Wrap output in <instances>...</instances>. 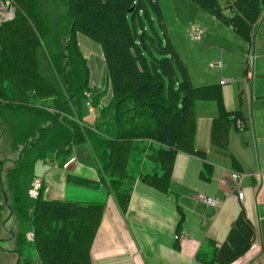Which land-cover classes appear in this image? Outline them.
Segmentation results:
<instances>
[{
  "label": "trees",
  "instance_id": "trees-1",
  "mask_svg": "<svg viewBox=\"0 0 264 264\" xmlns=\"http://www.w3.org/2000/svg\"><path fill=\"white\" fill-rule=\"evenodd\" d=\"M192 1L249 38L264 0ZM13 3L12 18L0 20V119L12 127L11 138L5 140L9 159L16 160L6 173L11 191L7 210L23 224L12 251L16 264H90L101 203L43 200L41 186L37 197H31L35 164L57 158L61 164L74 145L87 142L109 170L110 188L122 204L132 179L125 166L131 156L133 161L132 150L145 153L141 141L159 146L148 155L155 163L160 154L192 148L196 89L166 39L146 34L143 16L150 18L149 8L164 28L156 0H62L64 12L55 27L43 14L40 0ZM77 33L98 42L103 52L112 90L109 115L115 120L109 138L98 135V123L89 125L82 118L88 69ZM90 100L97 105V95H90ZM124 120L126 130L119 133L116 127ZM226 123L214 120L213 132L225 129ZM117 170L122 173L117 175ZM65 179L89 189L99 186L98 181L76 175Z\"/></svg>",
  "mask_w": 264,
  "mask_h": 264
},
{
  "label": "crops",
  "instance_id": "crops-1",
  "mask_svg": "<svg viewBox=\"0 0 264 264\" xmlns=\"http://www.w3.org/2000/svg\"><path fill=\"white\" fill-rule=\"evenodd\" d=\"M194 2L211 16H198L190 24L188 34L191 29L201 31L198 40L189 38L196 43L180 37L173 40L167 33L164 37L196 89L192 148L160 154L155 163L148 155L159 146L141 141L145 153L132 150L133 161L131 156L125 166L132 179L122 204L110 188L109 170L102 167L87 142L76 146L81 147L78 153L72 147L61 164L60 158L38 162L34 181L41 183L43 200L101 203L89 249L90 264H264V1L256 19L250 74L245 67V34ZM80 41L95 49L98 57L85 52ZM77 43L88 69V91L98 98L92 110L83 106L82 118L89 125L98 123V135L109 138L115 132V120L109 115L112 90L102 49L81 33H77ZM187 46L192 51L209 46L201 69ZM99 58L102 67H93ZM206 61H215L209 66L218 70H203ZM221 80L227 81L221 84ZM218 118L227 120L226 128L213 132ZM238 121L244 126L242 130L236 128ZM124 124L126 120L116 127L117 132L126 130ZM231 171L242 175L243 201L223 197L221 185ZM121 173L117 170V175ZM67 174L98 181L99 186L89 189L75 185L66 181ZM197 193L214 196L220 204H198L194 200ZM182 231L185 238L176 239Z\"/></svg>",
  "mask_w": 264,
  "mask_h": 264
},
{
  "label": "rangeland",
  "instance_id": "rangeland-1",
  "mask_svg": "<svg viewBox=\"0 0 264 264\" xmlns=\"http://www.w3.org/2000/svg\"><path fill=\"white\" fill-rule=\"evenodd\" d=\"M156 1L160 8L164 28L159 25L158 18L155 12L153 11V9L149 8L150 18L148 19L143 16L144 28L147 30L146 34L149 37H154L155 35H158L163 41L165 34L167 33V36H169L173 40H176L178 37H180L183 40L185 39L187 43H196L194 41L189 40L187 31L191 26L190 24L192 22L194 23L197 20L198 16L200 17H202V15H207L208 17L211 16H209V14H206L204 10L199 9L198 6L194 4L195 2L191 0H156ZM40 3H41V10L48 16L49 18L48 20L50 21L51 26L55 27L56 21H58V16L64 12L62 0H40ZM1 10L2 8L0 3V12ZM10 16L11 14L9 13L8 9H4V13H0V19H9L7 17ZM254 32L255 29L253 32H251V41L253 39ZM94 42L100 46L98 42L96 41ZM80 43L85 52L93 53L97 55L96 57H98V52L95 49L87 46L83 41H80ZM187 48L189 49L191 54L194 55L195 60L197 61V68L198 65L200 64V69H201L203 61L209 55V46L194 51H192L188 46ZM212 62L214 64L215 61H211V62L206 61V63H204L203 70H206L208 72L218 70L216 68L214 69L209 66ZM96 66L102 67L100 58L99 61H96L95 64L93 65V67L95 68ZM95 78L97 81L100 80V76L98 74H96ZM102 78H103V73L101 75V80ZM103 83L104 81H101V84ZM11 130L12 127L10 123H8L3 119H0V191L2 192L0 204H3V209L2 211H0V239H3V241H7L6 245L3 244L4 242H1L0 245L1 248L0 264H16V256L13 254H9L8 249L11 250L14 249L13 248L14 247L13 243L15 242L14 236L20 230V226L23 227V224H19V221L16 220L14 215H11L13 212L10 213L7 210L8 206L11 205V201H10L11 191L7 182L6 173L9 169L15 166V162H16V160L14 159H9V155H7L9 152V145H8V141L6 142L5 139L11 138ZM80 145H85V144H76L73 146V149L76 150V153L81 151V147H76ZM71 154L73 155V151ZM52 161L50 160V162ZM69 161L71 160L69 159L67 161V164L69 163ZM39 165L40 164L38 162L35 164L34 176H36L35 172L37 173ZM9 234L11 235L13 234L12 239L10 238Z\"/></svg>",
  "mask_w": 264,
  "mask_h": 264
},
{
  "label": "built area",
  "instance_id": "built-area-1",
  "mask_svg": "<svg viewBox=\"0 0 264 264\" xmlns=\"http://www.w3.org/2000/svg\"><path fill=\"white\" fill-rule=\"evenodd\" d=\"M226 1H229V3L232 2V0H219L220 3L221 2L224 3ZM0 3H1V8H2V13H4V9H8L9 13L11 14L10 17H12L13 12H14L13 0H0ZM10 17H7V18H10ZM256 22H254L250 25L251 32L254 31V29L256 27ZM251 32H250V36H249V40H248V48H247V53H246L245 67H246L247 74H250L252 72V64H253V58H254L253 52H252V41H253V39L251 41ZM188 36L191 40H193V39L198 40L201 36V31L198 29H191ZM212 66L213 65H211L210 67H212ZM247 78L248 77H245L246 81H247ZM226 81L227 80H221L220 83L223 84ZM83 94L85 97V106L88 107L90 110H92L89 91H86ZM236 128L238 130H242L244 128V126L240 121H238L236 123ZM241 176L242 175L240 173L234 172V171H231L228 173V178L225 179L221 185V189H222V193H223L224 198L235 197L238 201H243L244 193L240 187ZM40 186H41V184L39 181H34L32 183L31 189L29 190V195L33 198L37 197V195L39 193L38 191L40 189ZM194 200L196 203L206 205V206H218L220 204L219 200L216 197L206 195L203 193L195 194ZM27 236L29 239L32 238V233H28ZM175 238L176 239L185 238V233L182 231L180 233V235H175ZM176 264H180V263H176Z\"/></svg>",
  "mask_w": 264,
  "mask_h": 264
}]
</instances>
